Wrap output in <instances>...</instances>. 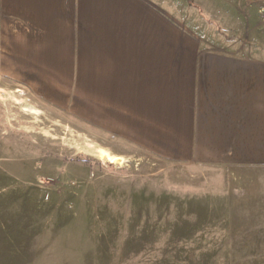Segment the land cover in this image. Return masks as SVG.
<instances>
[{
	"label": "crops",
	"instance_id": "1",
	"mask_svg": "<svg viewBox=\"0 0 264 264\" xmlns=\"http://www.w3.org/2000/svg\"><path fill=\"white\" fill-rule=\"evenodd\" d=\"M196 1L225 6L224 27ZM187 2L0 0V75L155 155L218 164L204 264H264L261 0ZM239 31L249 47L228 49Z\"/></svg>",
	"mask_w": 264,
	"mask_h": 264
},
{
	"label": "rangeland",
	"instance_id": "2",
	"mask_svg": "<svg viewBox=\"0 0 264 264\" xmlns=\"http://www.w3.org/2000/svg\"><path fill=\"white\" fill-rule=\"evenodd\" d=\"M193 4L224 27L220 2ZM219 185L218 164L155 155L0 75V264H204Z\"/></svg>",
	"mask_w": 264,
	"mask_h": 264
},
{
	"label": "bare ground",
	"instance_id": "3",
	"mask_svg": "<svg viewBox=\"0 0 264 264\" xmlns=\"http://www.w3.org/2000/svg\"><path fill=\"white\" fill-rule=\"evenodd\" d=\"M107 151H105L104 155H106L109 159L110 162H115L117 159H119V157L117 156H113V155H110L108 153H106ZM103 156V155H102Z\"/></svg>",
	"mask_w": 264,
	"mask_h": 264
}]
</instances>
